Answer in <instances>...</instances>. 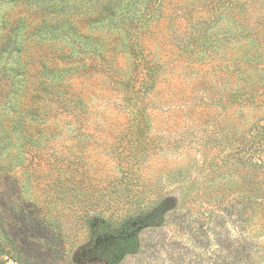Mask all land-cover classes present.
I'll return each mask as SVG.
<instances>
[{"label":"rangeland","instance_id":"1","mask_svg":"<svg viewBox=\"0 0 264 264\" xmlns=\"http://www.w3.org/2000/svg\"><path fill=\"white\" fill-rule=\"evenodd\" d=\"M32 1L36 4V0H0V264H264V222L238 220L245 217L242 211L223 212L216 204L202 202L210 192L200 186L203 172L209 173L207 158L213 159L223 144L213 125L219 119L222 124L223 116L232 112L221 105L233 104L223 82L226 59L235 50L224 56L215 40L224 30L223 25L211 29L221 14L215 6L212 9L215 4L164 2L165 18L150 23L146 32L133 28L143 55L122 32L90 26L93 5H81L82 10L68 19L76 23L79 38L70 40L74 49H67L72 50L67 63L59 62L64 68L61 78L53 73L44 78L43 67H32L22 57L28 98L35 97L34 108L46 115L49 126L28 133L48 137L46 133L54 131L47 146L37 139L42 156L31 157L33 147L19 144L13 129L10 50L17 34L26 35L47 21L66 20L52 0L50 5L41 0L45 7L34 15ZM108 1L103 3L116 11L119 3ZM194 26L213 38L202 52L191 40ZM151 70L158 73L152 87ZM141 80L150 84L149 92H144ZM41 81L57 82L48 92L72 95L81 105L67 108L55 99L39 101L36 87ZM232 110L235 125L238 119ZM257 115L245 114L240 130H246ZM132 123L142 129L132 132ZM137 136L153 142L155 152L130 164L133 174H126L133 191H146L161 215L138 233L139 226L123 230L97 221L85 225L77 193L89 194L87 183L104 187L119 178L117 154L132 146ZM210 144L215 145L209 148Z\"/></svg>","mask_w":264,"mask_h":264},{"label":"trees","instance_id":"2","mask_svg":"<svg viewBox=\"0 0 264 264\" xmlns=\"http://www.w3.org/2000/svg\"><path fill=\"white\" fill-rule=\"evenodd\" d=\"M42 1L49 4V0ZM42 1L36 0V4L33 1L29 3L32 7L35 6L34 15L37 10H42L45 7V3ZM104 1L108 0H52L51 3H54L52 6L60 9L66 20L54 24L47 21L46 24L41 25V28L33 29L26 35L17 34V38L14 40V49L10 50V53H13L10 63V85L14 99L13 129L19 144L33 147V150H29L31 157L42 156L41 146L37 145V139L47 146L54 131L50 130L49 133H46L49 138L43 136L41 132L28 133V130H37V127L46 131L49 126L45 125L46 117L44 116L46 115L34 108L33 99L35 97L28 98L30 88H27V76L22 72L25 67V60H22V57L25 56L32 67L36 66L37 69L43 67L44 71L41 75L44 78L49 74L52 76V73L61 78L64 68H59L60 63L61 61L67 63L66 60L71 57V52L74 49V43L70 40L79 38V32L75 30L76 23L70 22L68 19L72 14L82 10L81 5H93L89 12L88 24L90 26L94 25L97 30L122 32L133 48L137 44L139 45L135 51L141 55H143V49L141 42L138 43L140 37L133 35V28L138 27L142 32H146L151 28L150 23H156L166 17V11H162V5L168 0H114L119 3L116 11L104 4ZM209 1L215 4L212 9L215 6V10L221 11L222 14V16L220 14L216 17L211 24V29L216 25L224 27L220 37L218 38L217 35L215 38L218 46L223 47L224 56L229 49L235 50V55L226 59L228 61L226 64L227 80L223 82L225 93L227 92L233 97V104L221 105V109L233 112L232 108H234L238 124H232L230 116L233 113L231 112L227 118L225 115L223 116L222 124L219 119L213 125L214 134L220 139L219 144L221 141L223 144L218 147L217 154L213 159L206 157V167L209 173L203 172L204 178L200 186L202 191L207 189L210 192L205 195V200L202 202L205 201L207 205L216 204L223 212L240 210L245 217L239 216L238 220L247 221L256 218L264 222V0ZM108 2L111 3L110 0ZM230 16L235 17L233 21L226 19L225 22H222V19ZM82 19L85 18H80L79 21L81 22ZM135 19L138 21L137 24ZM220 21L221 24H219ZM193 32L191 40L199 47L200 52L205 49V42L212 43L213 38L206 37L202 28L194 26ZM22 40L25 41L23 45ZM80 44L87 49L91 48L87 42L86 45L83 42ZM68 48H72V50L69 51ZM26 50L29 51L25 52ZM157 75L158 73L154 70L150 71L151 87L155 83ZM1 77H4L2 72ZM229 81L230 83H228ZM53 83L57 82L51 81V84L48 85L41 81L38 88L36 87L37 99H41L39 101L55 99L58 104H63L67 108H77L81 105L72 95L48 92V90L55 89ZM142 84L144 92H149L150 84L141 80L140 85L142 86ZM56 90L60 91V89ZM1 91L3 88L0 89ZM38 103L36 102V104ZM249 112L258 115L250 122L246 130H240L239 122ZM132 124L129 126L132 132L142 129L138 128L136 123ZM74 139L77 137L74 136ZM136 139L137 141L132 146H126L117 154V160L122 167L119 178L104 187L92 182L87 183L85 185L90 187L89 194L82 191L77 193L76 205L80 219L84 220L85 225L91 227L94 221H97L120 226L123 230H132L133 226L135 228L139 226L141 230L142 226L152 227V223L161 215L162 212L159 208H155L156 202L147 200L149 194L146 191H133L128 180L130 176L126 174L127 172L133 174V169L129 168L130 164L140 161L150 151L155 152L156 145L153 142L139 136ZM214 145L208 146L211 148ZM79 153L80 151L77 152V154ZM81 182L82 180L77 181L79 186ZM215 186L217 189H213ZM64 187H67L66 183ZM186 197L185 194L183 201ZM225 217L227 218V216Z\"/></svg>","mask_w":264,"mask_h":264},{"label":"water","instance_id":"3","mask_svg":"<svg viewBox=\"0 0 264 264\" xmlns=\"http://www.w3.org/2000/svg\"><path fill=\"white\" fill-rule=\"evenodd\" d=\"M139 230H140V228H139V229H137L135 233H138V232H139Z\"/></svg>","mask_w":264,"mask_h":264}]
</instances>
